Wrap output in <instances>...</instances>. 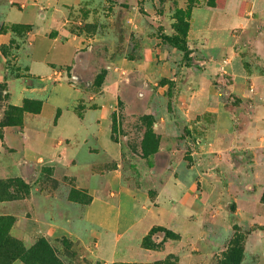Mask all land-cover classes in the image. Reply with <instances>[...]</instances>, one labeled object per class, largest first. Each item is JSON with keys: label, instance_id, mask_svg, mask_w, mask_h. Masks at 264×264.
<instances>
[{"label": "crops", "instance_id": "0c3cea01", "mask_svg": "<svg viewBox=\"0 0 264 264\" xmlns=\"http://www.w3.org/2000/svg\"><path fill=\"white\" fill-rule=\"evenodd\" d=\"M221 1L222 7L191 10L189 44L199 53L212 34L264 25V0ZM124 2L134 11L139 0ZM83 3L8 0L0 17V124L8 107L40 103L37 112L23 111L19 124L0 125V181L27 185L24 198L0 201V216L15 220L9 235L26 249L45 239L59 254L60 241L67 239L78 249V262L148 264L173 253L170 241L160 251L142 247L153 228L189 235L195 205L189 173L186 169L169 180L154 200L122 180L121 146L112 138L114 99L120 75L129 74L135 64L114 61L112 49L109 60L106 53L99 63L92 61L91 48L99 39L71 29L81 24L73 14ZM106 3L94 0L89 7L100 9ZM13 26L27 27L25 36L13 32ZM14 45L18 47L11 50ZM101 70H107L103 82L92 88ZM188 102L183 103L192 109L197 105ZM247 145L260 155L257 165L264 168V138H250ZM74 192L82 193L85 203L72 199ZM251 201L238 221L251 230L245 257L250 264H264V202Z\"/></svg>", "mask_w": 264, "mask_h": 264}, {"label": "rangeland", "instance_id": "374dc122", "mask_svg": "<svg viewBox=\"0 0 264 264\" xmlns=\"http://www.w3.org/2000/svg\"><path fill=\"white\" fill-rule=\"evenodd\" d=\"M93 3L84 0L73 14L81 24L71 27L99 39L91 48L92 61L100 62L106 53L109 60L112 49L114 61L135 64L129 74L120 75L114 99L112 138L121 146L122 180L154 200L169 180L186 169L189 173L195 202L189 235L175 233L177 240H166L173 253L148 264L169 257L173 259L166 264H250L245 243L251 230L238 221L251 200L264 202V168L257 165L260 155L247 145L250 138H264V25L212 34L202 54L189 44L191 10L222 7L221 0H139L134 11L124 0H107L100 9L90 8ZM7 8L8 0H0V17ZM27 30L12 27L20 37ZM105 71L92 88L100 87ZM23 183L0 181V200L24 198ZM72 199L86 201L79 192ZM5 223H0V264H8L16 249L2 236L21 243ZM159 236L164 239L157 232L148 240L158 251L163 243ZM60 243L63 251L56 254L62 264H89L77 261L79 252L71 241ZM142 247L146 249L143 242Z\"/></svg>", "mask_w": 264, "mask_h": 264}, {"label": "trees", "instance_id": "16d2710c", "mask_svg": "<svg viewBox=\"0 0 264 264\" xmlns=\"http://www.w3.org/2000/svg\"><path fill=\"white\" fill-rule=\"evenodd\" d=\"M210 6V5H209ZM1 87V91L2 92ZM33 104V103H32ZM31 103L26 102L23 108H14V107H8V112H6V117L4 121L1 123V125H15L19 124L21 121V116L23 111H33L37 112L40 107V103H36V107L32 108L30 107ZM33 106V105H32ZM22 182V181H21ZM23 183V182H22ZM24 184V183H23ZM27 188V185H26ZM27 190V189H26ZM9 200V199H8ZM12 200V199H10ZM5 201V200H0ZM9 223L10 228L12 227L14 220L13 218H7V219H1V222ZM5 223V224H6ZM157 232H163L164 233V239L162 242H165L166 240H177L178 236L164 228H153L150 233L143 239V245L146 247V249L149 250H155L149 243L148 240L152 235H154ZM2 239L5 242H10L11 244L16 247L15 254H12V258L10 259V262L8 264H11L12 262L19 260L24 264H62L59 260L56 250L50 245V243L45 239H39L31 248L26 249L22 243H19L18 241H10L7 234L2 236ZM173 257H169L168 260L165 261H157L153 264H166L168 261L172 260Z\"/></svg>", "mask_w": 264, "mask_h": 264}]
</instances>
